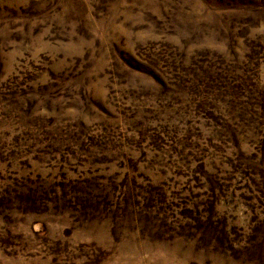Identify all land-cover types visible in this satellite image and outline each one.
Wrapping results in <instances>:
<instances>
[{"label":"rangeland","instance_id":"rangeland-1","mask_svg":"<svg viewBox=\"0 0 264 264\" xmlns=\"http://www.w3.org/2000/svg\"><path fill=\"white\" fill-rule=\"evenodd\" d=\"M0 264H264V0H0Z\"/></svg>","mask_w":264,"mask_h":264}]
</instances>
